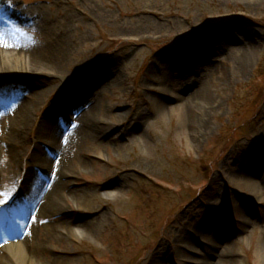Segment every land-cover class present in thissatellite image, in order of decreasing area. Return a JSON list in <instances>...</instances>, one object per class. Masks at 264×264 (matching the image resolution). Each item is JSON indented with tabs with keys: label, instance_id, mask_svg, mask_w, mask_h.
<instances>
[{
	"label": "rangeland",
	"instance_id": "obj_1",
	"mask_svg": "<svg viewBox=\"0 0 264 264\" xmlns=\"http://www.w3.org/2000/svg\"><path fill=\"white\" fill-rule=\"evenodd\" d=\"M17 51L60 67L0 77L29 108L0 128V240L21 224L41 264H264V0H0V52ZM78 102L100 132L62 134L71 175L49 176L39 153L61 159L55 117ZM49 189L58 211H30Z\"/></svg>",
	"mask_w": 264,
	"mask_h": 264
},
{
	"label": "bare ground",
	"instance_id": "obj_2",
	"mask_svg": "<svg viewBox=\"0 0 264 264\" xmlns=\"http://www.w3.org/2000/svg\"><path fill=\"white\" fill-rule=\"evenodd\" d=\"M186 54H190L191 56L195 55L192 52H186ZM190 57L189 55H186L185 58ZM57 59L51 60L50 58H47L45 56H32V55H26L24 53H21L20 51H17L15 53H4V52H0V77L2 76H6L7 74H13V73H23V72H28V71H33V72H38V73H45L48 75L51 74H55L54 72H56L58 70L59 63L58 61H56ZM181 64V63H180ZM180 67H182V64L180 65ZM186 66L182 67L184 72L187 75H189V77H191L193 70L189 69V71H187L185 69ZM181 68V69H182ZM103 72H101L98 77H101V74ZM192 79V78H191ZM98 83H94L95 89L98 87ZM93 86V87H94ZM194 89V90H193ZM193 89H191L190 91V96H198L199 93L201 92V88L199 86L194 87ZM194 94V95H193ZM95 94L91 93L89 95H87V97H85V101L84 103H88ZM195 96L193 98H195ZM7 100L6 98H3L2 95H0V128L2 124L5 122L4 120H6L8 123L10 121H13L12 123H14L13 125L16 126L17 124L20 123H25L28 120V116H29V108L26 104H22V102H16V104L21 103L20 104V108L22 110H24V114H21V110L17 109L16 106H6L7 104ZM80 107H83V105L81 104V102H78ZM72 104H70L67 108H70ZM76 105V104H75ZM74 105V106H75ZM91 107L86 111V108L81 109V110H74L73 112L71 110V113L69 112V115L67 114H63L61 117L66 118L64 121L66 122L65 125H62L61 128H58L50 142H48V146L49 148H51L52 152H56L57 155H61V159L56 163V162H52V160H50L48 157H44L43 152H40L39 154H41L42 158H39V161H43L45 164L42 165L45 172H47V174L49 173V176L52 175L51 172V167H59L61 170L59 172H63L65 173V175H71L69 172L67 171H63L65 164H64V157L63 156V152L62 154H60V152L62 151L61 148H63V146L58 145V139L59 137L64 134L65 137H68V140L71 139L72 137H74L76 134L78 133H90L94 136L98 135L100 132V128H99V123L98 120H96L94 118L95 113H98V105L96 104H92L90 105ZM16 107V108H14ZM72 107V106H71ZM78 107V106H77ZM14 109V110H13ZM13 110V111H12ZM206 113H209L210 111H212V106L207 105L206 107H204L203 109ZM19 114L23 115L20 116ZM74 114V115H73ZM24 120H26L24 122ZM72 123H71V122ZM200 127H204L203 123H200ZM199 127V128H200ZM72 128V129H71ZM67 147V146H64ZM38 157H40V155H38ZM59 159V158H58ZM58 168V169H59ZM48 176V177H49ZM37 177L36 176H32V178L29 180V183L27 185V187H29V189L36 184ZM53 180V179H52ZM50 178V181H52ZM55 181V180H54ZM59 184V183H58ZM53 185V182H52ZM40 188V187H39ZM42 189V188H41ZM49 190H47V192L43 193L42 195L39 194L37 192L34 191V194L30 195V198L25 201V205L27 206V208L32 211V210H38V212L41 213V215L43 216H50L53 215V213L55 211H58L59 209V199L61 198L59 195H53L51 196L49 194ZM38 196L40 198H38ZM60 197V198H59ZM59 198V199H58ZM58 205V206H56ZM57 207V208H56ZM78 208V207H77ZM61 211V210H60ZM59 213V212H57ZM72 221H61L60 227H62V230H67L70 228L71 232L70 234H72L73 237H76L77 234H79V232L74 231L73 228H71L72 226ZM17 230L20 228V226L16 227ZM61 229V228H59ZM26 233V228H23L22 230H19L17 232H15V234H17V239H11V241H8L9 244L4 246L2 249H0V264H41L38 260V258L40 257V255L46 254L48 253V250H46V248L43 246L41 247L40 245L35 246V247H26L24 245H26L25 240L23 239L24 234ZM27 236V234H25ZM61 236L65 237V234L63 232H60ZM59 235V237H61ZM19 237V239H18ZM55 235L53 236L51 239H56L58 243H62L61 242V238H58ZM22 240V241H21ZM52 242V240H51ZM61 253H63L62 255L65 256L64 254H66V257L68 256V252L67 250L61 249L60 250ZM37 252V253H36ZM5 253V254H4ZM41 253V254H40ZM35 254H37L38 256L36 257ZM78 254H84L80 251H77V255ZM84 255L85 258L88 256V258H91V260L93 259L91 256V253H85ZM36 257V258H35ZM225 252H222V254L220 255L218 262L216 264H223L225 263Z\"/></svg>",
	"mask_w": 264,
	"mask_h": 264
}]
</instances>
